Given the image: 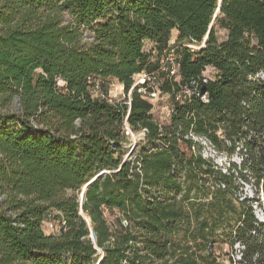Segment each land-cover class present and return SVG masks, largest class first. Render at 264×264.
I'll list each match as a JSON object with an SVG mask.
<instances>
[{
  "label": "trees",
  "instance_id": "obj_1",
  "mask_svg": "<svg viewBox=\"0 0 264 264\" xmlns=\"http://www.w3.org/2000/svg\"><path fill=\"white\" fill-rule=\"evenodd\" d=\"M219 2L0 0V264H264L258 201L242 197L264 193V0ZM172 32L162 126L134 79ZM110 79L129 102L93 95ZM128 131L144 139L124 161ZM202 140L240 162L220 167Z\"/></svg>",
  "mask_w": 264,
  "mask_h": 264
},
{
  "label": "rangeland",
  "instance_id": "obj_2",
  "mask_svg": "<svg viewBox=\"0 0 264 264\" xmlns=\"http://www.w3.org/2000/svg\"><path fill=\"white\" fill-rule=\"evenodd\" d=\"M218 35L220 41H224L226 39V32L224 30H218ZM176 36L177 34L175 32H172L168 37V43L163 45L152 44L149 42L146 43V51L151 50L152 52L153 65L157 64V70L154 71V74L157 77V80L155 82L156 85L157 82L160 81V76L163 74H167L166 72L160 71V61L165 58L164 56H166L168 52L174 48L177 40ZM188 46L194 50H198L201 47L196 43L188 44ZM214 75L215 71L213 69H208L205 73L206 78H213ZM143 78L144 76H136L134 79L135 84L142 82ZM94 84L99 86V89L97 90V95L103 97L102 100H112L121 103L124 101L129 102L130 94L127 96L126 99L124 86H122L118 81L112 79L106 81L97 80L94 82ZM152 104V115L154 120L162 126L168 125L171 121V115L173 111V101L171 97L168 94L161 93L158 98H155L152 101ZM126 136H128L129 138L128 143L122 145L124 161H126V158L130 154V152H132V154L128 160L133 157V154L137 149V147L134 148V146H136L139 141L144 139V133H132L128 131L126 133ZM201 142L204 145V156L212 159L220 167H228L230 162H240L237 156L233 158H228L227 155L218 153L208 141L202 140ZM83 190L81 191V193H79V197L83 193ZM242 190H244V195L242 196L243 199L247 197L251 200L258 201L253 205V210L258 221L264 225V193L261 192L260 194H256L255 189L245 184H243ZM68 195H71V193L69 192ZM105 216L108 220V223L114 227L118 225L119 220L122 219V217L117 211L111 213L110 211L106 210ZM61 222L62 219L60 215L55 212H51L46 217L43 223V229L45 233L47 235H58L62 227ZM235 258L237 257L235 256Z\"/></svg>",
  "mask_w": 264,
  "mask_h": 264
},
{
  "label": "built area",
  "instance_id": "obj_3",
  "mask_svg": "<svg viewBox=\"0 0 264 264\" xmlns=\"http://www.w3.org/2000/svg\"><path fill=\"white\" fill-rule=\"evenodd\" d=\"M160 61V71L166 72L170 77H175L178 72H179V66L176 61V55H175V50L172 49L171 51L168 52L166 56H164ZM139 76H144L142 82L136 83L135 85H145L146 83H149V87L152 88V91H146L145 89H141L140 92L144 94V96L152 103V101L155 98H158V96L161 94L159 91L157 85L155 84L157 77L155 74L147 75V74H142ZM99 86L93 83L92 86V93L96 98L102 99L103 97L98 96V90ZM109 103H114L112 100H106ZM130 104V103H129ZM129 134V133H128Z\"/></svg>",
  "mask_w": 264,
  "mask_h": 264
},
{
  "label": "water",
  "instance_id": "obj_4",
  "mask_svg": "<svg viewBox=\"0 0 264 264\" xmlns=\"http://www.w3.org/2000/svg\"><path fill=\"white\" fill-rule=\"evenodd\" d=\"M219 3H221V0H220ZM218 13H219V9H218V11H217V14H218ZM69 18H70V17H69ZM85 37H86V41H87V40H92V39L94 38L93 36H90V35H86ZM206 40H207V38L205 39L204 43L206 42ZM15 105L18 106V100H16ZM136 147H137V144H136V146H134V148H136ZM131 154H132V152H130V154L127 156L126 160H128V159L130 158ZM107 173H108V172H104L103 174H107ZM94 180H95V179H94ZM94 180L91 181L90 183H93ZM87 187H88V186H87ZM87 187L84 188L83 193L81 194V196H80V198H79V201H80V204H81V208H80V215H81V216L84 215V212H83V205H84V202H85V200H86V196H85V195H86V189H87ZM85 220L87 221L88 224H90V221H89L88 219H85ZM90 238L92 239V241H93L94 243H96V239H97V237H96V234H95V232L93 231V229H91V236H90ZM98 264H100V262H99Z\"/></svg>",
  "mask_w": 264,
  "mask_h": 264
}]
</instances>
